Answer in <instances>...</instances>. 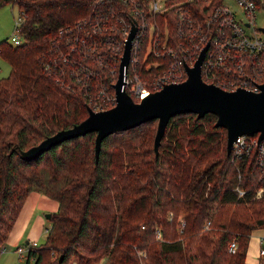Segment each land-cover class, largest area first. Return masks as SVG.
<instances>
[{"label":"trees","instance_id":"obj_1","mask_svg":"<svg viewBox=\"0 0 264 264\" xmlns=\"http://www.w3.org/2000/svg\"><path fill=\"white\" fill-rule=\"evenodd\" d=\"M12 3L25 14L19 29L25 41L0 42V55L11 66L0 78V253L24 199L36 189L57 200L58 208L50 213L45 242L25 256L27 264H66L72 258L77 264H249L248 236L264 227V177L252 158L239 160L237 167L227 155L226 130L215 126L214 113L171 116L158 153L153 118L108 134L97 158L94 131L33 160L21 158V149L88 115L85 87L61 75L59 62L50 64L57 55L53 39L60 26L93 19L109 5ZM166 15L176 35L173 9ZM260 187V198H253ZM232 239L238 246L230 253ZM51 251L62 261L51 258Z\"/></svg>","mask_w":264,"mask_h":264},{"label":"built area","instance_id":"obj_2","mask_svg":"<svg viewBox=\"0 0 264 264\" xmlns=\"http://www.w3.org/2000/svg\"><path fill=\"white\" fill-rule=\"evenodd\" d=\"M93 1L109 6L100 9L93 19L60 26L53 39L57 55L50 62L51 66L59 62L61 75L67 74L74 84L85 87L88 108L106 110L116 103L113 85L118 78L125 41L134 25L136 33L124 87L135 101L166 83L186 79V66H194L206 46L200 70L205 82L225 90H261L260 85L264 83V25H258L256 19L258 14L264 15V0H233L243 13L240 17L230 0H176L172 4L168 0ZM171 9L176 18V35L173 36L166 15ZM24 17L25 14L19 11L14 33L9 39L12 46L25 41L19 31ZM161 17L162 27L158 21ZM60 46L66 50H60ZM60 63L69 64V67ZM135 65L136 70H132ZM152 68H158V73H147ZM130 70L134 78L129 76ZM230 153L236 164L244 158H252L260 170V177H264V137L258 139V133H244L233 142ZM236 190L240 196L245 195L238 186ZM261 190L260 187L256 193L260 194ZM180 222L184 224L181 219ZM208 224L206 221V228ZM45 230L48 233L49 230ZM156 232V237L162 239L161 230ZM263 242L264 236L260 240L261 244ZM37 244L33 241L18 246V255H27ZM237 246V240L232 239L228 252H234ZM259 254L260 257L264 255V246L260 247Z\"/></svg>","mask_w":264,"mask_h":264},{"label":"water","instance_id":"obj_3","mask_svg":"<svg viewBox=\"0 0 264 264\" xmlns=\"http://www.w3.org/2000/svg\"><path fill=\"white\" fill-rule=\"evenodd\" d=\"M135 33L134 25L125 41L118 78L113 85L116 103L100 111L87 107L88 115L74 126L48 135L28 149H21L19 155L22 159L33 160L64 140L93 131L95 132L94 153L97 158L102 140L108 134L122 132L153 118L158 121L153 143V149L158 153L169 118L185 112H193L197 117L205 113L215 114V126L226 130L227 155L231 152L233 142L244 133H258V139L264 137V83L260 85V91L253 92L245 88L225 90L214 83L205 82L200 70L207 46L197 57L194 66H186L188 75L186 79L181 82L166 83L160 89L135 101L124 87V75L130 63L131 44ZM46 215L50 217V214ZM62 257L60 255L58 260L62 261Z\"/></svg>","mask_w":264,"mask_h":264},{"label":"rangeland","instance_id":"obj_4","mask_svg":"<svg viewBox=\"0 0 264 264\" xmlns=\"http://www.w3.org/2000/svg\"><path fill=\"white\" fill-rule=\"evenodd\" d=\"M230 3L232 4V7L236 9L239 17L243 16V13H241L240 9L237 7V5L234 3L233 0H230ZM19 15L18 7L14 3H12V0H0V42L3 40H7L9 42V39L14 33V27H15V22L16 18ZM257 23L258 25H264V15L258 14L257 15ZM137 65H135L132 70H136ZM11 69V66L8 64V62L2 58L0 55V78L5 77L9 74ZM129 76L133 77L134 75L131 73V70L129 71ZM134 78V77H133ZM153 131H156V125H153ZM263 189V188H262ZM262 192V190H261ZM258 194L255 192V196L253 198H260L261 193ZM54 202H57L54 200ZM58 203V202H57ZM58 208V206H57ZM46 214H50V212H45L44 215V226L41 227L42 231V236L40 238H31L30 242H33L34 240L37 239L38 244H42L45 242L46 236H47V231L45 230L47 227H49L50 222L49 218H47ZM143 227V225H141ZM264 236V227H261L259 229H254L251 234L248 236L249 242L247 245V250L246 254L248 257V260L250 261V264H264V255L260 257L259 254V249L260 247L263 246L264 243H260V236ZM21 245H26L25 243ZM2 252L0 255L3 254L6 258V262L2 264H27V261L25 259V254L23 256H19L17 253V247H11L6 243V240L4 241L2 245ZM144 254V253H143ZM51 258L58 257V253H50ZM51 260V259H50ZM66 264H77V260L73 259L66 263Z\"/></svg>","mask_w":264,"mask_h":264},{"label":"crops","instance_id":"obj_5","mask_svg":"<svg viewBox=\"0 0 264 264\" xmlns=\"http://www.w3.org/2000/svg\"><path fill=\"white\" fill-rule=\"evenodd\" d=\"M24 200L17 218L5 239L6 243L12 248L21 246L23 243L26 245L31 243V238H40L43 231L41 227L44 226L43 214L45 212L51 213L56 211L58 206L57 200V202H54V198L48 197L36 189L30 191ZM34 241L37 242V239ZM5 260V256L3 254L0 255V264L5 263ZM246 262L250 264L248 257L246 258Z\"/></svg>","mask_w":264,"mask_h":264}]
</instances>
